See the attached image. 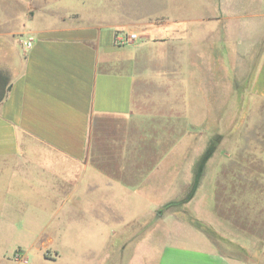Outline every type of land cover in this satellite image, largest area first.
Here are the masks:
<instances>
[{"label": "rangeland", "instance_id": "rangeland-1", "mask_svg": "<svg viewBox=\"0 0 264 264\" xmlns=\"http://www.w3.org/2000/svg\"><path fill=\"white\" fill-rule=\"evenodd\" d=\"M151 1L0 0V58L12 55L3 42L7 32L15 33V40L23 39L30 34L19 35L18 31L27 32L33 23H59L65 15L110 19L119 24L121 33L138 35L129 42H164V29L150 30L153 24L165 22V5L154 12L150 10ZM255 1L264 6V0ZM7 14L12 15V23L3 22ZM251 23L253 30L246 29V25L243 39L236 37L239 30L220 23V66H203L209 103L202 99L204 94H198L197 82L193 87L186 83L183 66H164V58L159 62L163 65L143 64V75L149 78L135 90L133 112L115 120L113 132L103 140L104 144L135 147L132 152L112 145L103 148L115 160L135 158L139 162L145 190L141 199L139 194L133 197L116 189L93 195L95 210L89 212L90 218L100 216L103 220L97 224L92 219L89 228V222L79 213L85 210L75 205L69 215L76 219L61 225L63 228L58 222L69 216H46L51 220L39 232L37 241L28 234L21 238L26 243L32 241L28 245L6 240V247H0V264H155L166 245L193 244L198 241L195 238L213 243L217 240L227 255L241 264H263V255L258 251L248 253L245 246L260 244L264 233V166L258 161L252 168H238L224 157L215 158L220 145L225 153L234 143L262 147L264 135L254 133L264 129V100L253 95L252 82L264 52L263 18ZM206 25L211 29L217 26L214 22ZM151 52L149 47L143 49L139 58L150 60L154 57ZM201 127L206 133L200 132ZM186 155L192 158L189 161L195 156L190 168ZM165 176L172 182L158 181ZM103 198L114 199L120 209L110 208L108 214H99L96 208ZM43 201L40 194L30 198L29 203L36 207ZM22 215L0 214V236ZM31 228L37 229L36 224ZM219 228L223 235L216 230ZM258 244L255 249L261 248Z\"/></svg>", "mask_w": 264, "mask_h": 264}, {"label": "crops", "instance_id": "crops-1", "mask_svg": "<svg viewBox=\"0 0 264 264\" xmlns=\"http://www.w3.org/2000/svg\"><path fill=\"white\" fill-rule=\"evenodd\" d=\"M163 3L166 20L153 24L156 27L150 31L164 29V42H145L147 39L120 43L118 38L127 34L121 33L119 24L83 15H65L56 24L33 23L27 32L18 31L19 35L30 34L23 39L15 40L11 31L3 35L4 46L12 55L0 58V214L27 215L10 223V229L0 236L5 237L0 247H6L7 239L14 240V245L37 241L39 232L51 220L46 216H69L59 220L63 228L61 225L76 219L69 215L73 205L85 210L79 213L89 222L88 228L92 219L102 223V217L90 218L89 212L95 210L92 196L103 190H122L133 197L139 194L141 199L145 190L139 162L135 158L115 160L103 148L112 144H104L103 140L113 132L115 120L133 112L135 90L149 78L143 75V64L159 63L164 58V66H183L186 83L193 87L197 82L198 94H204L202 99L209 103L203 66H220V23L239 30L236 37L241 39L246 25V29L253 30L251 22L263 18L264 23V6L255 0H152L150 10L160 11ZM3 22L12 23V15L7 14ZM207 22L217 26L211 29ZM24 40L32 42L30 48H24ZM148 47L154 57L139 58L140 51ZM252 93L264 100V52L253 78ZM256 131L254 134L264 135V129ZM200 132L206 130L201 127ZM260 144L262 147L256 149L254 145L234 143L228 153L220 145L215 158L224 157L238 168H252L258 161L264 166V138ZM112 146L131 152L135 148L119 143ZM185 150L189 151V146ZM186 156L187 162L192 159ZM172 167L168 165L171 176ZM158 181L167 183L172 179L165 176ZM40 194L43 204L31 206L30 198ZM100 202L96 209L101 215L108 214L110 208L120 209L114 199L103 198ZM30 224H36L37 229ZM216 230L223 235L222 228ZM25 234L35 239L23 242ZM262 234L260 244L257 242L261 248L255 249V242L246 244L248 253L258 251L264 257ZM195 239L198 241L192 239L193 244L166 245L155 264H241L227 255L217 240Z\"/></svg>", "mask_w": 264, "mask_h": 264}, {"label": "built area", "instance_id": "built-area-1", "mask_svg": "<svg viewBox=\"0 0 264 264\" xmlns=\"http://www.w3.org/2000/svg\"><path fill=\"white\" fill-rule=\"evenodd\" d=\"M138 37V35L136 33H131L129 35H124L118 38L120 43H127L132 39H136ZM32 45V42L30 40L26 41L24 43L25 49L30 48V46Z\"/></svg>", "mask_w": 264, "mask_h": 264}]
</instances>
